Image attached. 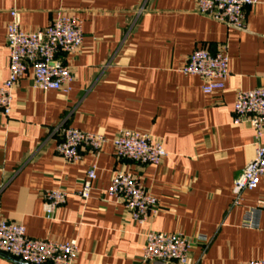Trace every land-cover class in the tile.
I'll return each mask as SVG.
<instances>
[{"label":"crops","instance_id":"1","mask_svg":"<svg viewBox=\"0 0 264 264\" xmlns=\"http://www.w3.org/2000/svg\"><path fill=\"white\" fill-rule=\"evenodd\" d=\"M246 11L242 30L201 15L195 0H0V86L10 77L7 27L21 14L27 33L45 30L60 12L83 23L79 51L60 60L74 77L68 93L33 88L29 70L13 94L12 113L0 112V221L19 223L28 237L76 240V264H144L151 231L204 236L196 264L264 260V211L258 227L245 217L264 201V179L234 204V182L255 157V133L234 122L239 91L264 86V0ZM229 56L225 88L203 93L202 80L181 73L197 48ZM105 136L99 153L82 149L67 163L56 152L63 128ZM148 134L168 153L160 166L119 160L113 140L122 131ZM98 180L80 197L88 170ZM116 170L138 177L159 211L136 224L124 204L107 195ZM68 193L49 219L43 195ZM0 264H21L0 255ZM169 264H177L175 262Z\"/></svg>","mask_w":264,"mask_h":264},{"label":"built area","instance_id":"2","mask_svg":"<svg viewBox=\"0 0 264 264\" xmlns=\"http://www.w3.org/2000/svg\"><path fill=\"white\" fill-rule=\"evenodd\" d=\"M198 12L228 28L242 30L245 27L246 11L259 4L258 0H195ZM7 27V47L10 52V77L0 86V112L12 113L13 94L20 80L29 70L33 72V88L42 91L68 93L74 81L70 68L60 57L80 50L84 41L82 21L72 13L60 12L52 23L36 33L24 32L21 14L10 12ZM181 73L197 76L202 82V91L211 95L225 88L230 77L227 50L211 53L207 48L195 49L187 58ZM234 122L248 124L255 133V157L234 182V204L239 205L242 196L252 191L264 179V86L251 91H239L234 106ZM107 143L104 135L84 132L74 128H63L62 139L56 152L67 163H75L82 149L99 153ZM114 153L119 160L136 164L160 166L168 153L162 142L148 134L122 131L113 140ZM98 180V168L92 167L83 180L80 197L88 200ZM107 195L122 202L132 220L144 225L159 211V202L140 183L137 176L124 170H116L112 176ZM68 193L53 190L43 195V208L50 219L55 211L67 201ZM264 211V201L250 210L244 226L258 227V217ZM208 245L204 236L188 238L181 234L151 231L144 236V264H196L191 257L194 244ZM78 243L72 240L60 243L54 240L33 239L27 236L26 228L19 223L0 221V255H7L26 264H76ZM242 264H264L254 260Z\"/></svg>","mask_w":264,"mask_h":264},{"label":"water","instance_id":"3","mask_svg":"<svg viewBox=\"0 0 264 264\" xmlns=\"http://www.w3.org/2000/svg\"><path fill=\"white\" fill-rule=\"evenodd\" d=\"M20 263H21V264H26V263H24V262H21V261H20Z\"/></svg>","mask_w":264,"mask_h":264}]
</instances>
